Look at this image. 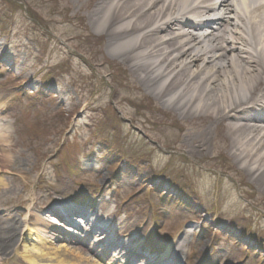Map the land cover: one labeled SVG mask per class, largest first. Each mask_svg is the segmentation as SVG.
<instances>
[{
  "label": "rangeland",
  "instance_id": "1",
  "mask_svg": "<svg viewBox=\"0 0 264 264\" xmlns=\"http://www.w3.org/2000/svg\"><path fill=\"white\" fill-rule=\"evenodd\" d=\"M85 9L74 0H0V128L12 147L3 156L0 145V264H28L22 245L9 243L12 223L22 230L28 210V227L36 213L52 220L51 208L71 200L104 221L108 239L147 256L137 262L115 243L82 241L77 227L71 240L42 229L47 246L157 264L178 245L175 264H264V194L218 128L206 152L185 151L186 135L204 122L161 112L92 35Z\"/></svg>",
  "mask_w": 264,
  "mask_h": 264
},
{
  "label": "bare ground",
  "instance_id": "2",
  "mask_svg": "<svg viewBox=\"0 0 264 264\" xmlns=\"http://www.w3.org/2000/svg\"><path fill=\"white\" fill-rule=\"evenodd\" d=\"M74 2L86 8L95 33L92 35L130 73L137 88L166 110L161 112L204 122L199 131L186 135L182 143L185 151L206 152L210 130L218 128L221 143L232 161L264 194V0ZM81 16L84 19L85 15ZM79 23L84 25L83 21ZM3 51L0 46V53ZM9 136L7 128L1 126L3 156L7 155L6 150H12ZM4 167L0 165V185H6ZM232 181L228 180L231 184ZM89 215L82 217L83 224L78 226L85 235L81 240L95 235L97 245H107L111 239L106 224L100 217ZM73 216L70 213L64 219ZM35 217L36 221L28 227L32 218L28 210L22 230L14 223L10 226L9 243L22 245L20 255L28 264H126L105 251L95 252L90 258L78 246H47L51 242L49 236H42V229L49 230V235L50 231L60 232L67 240H71V235L55 218L46 220L40 213ZM76 226L70 225L74 236H78ZM4 242L0 240V249L6 245ZM114 246L122 250L124 257L128 253L139 262L135 250H126L117 243ZM178 249L177 245L168 250L170 260L163 258L156 263L175 264L180 255Z\"/></svg>",
  "mask_w": 264,
  "mask_h": 264
}]
</instances>
